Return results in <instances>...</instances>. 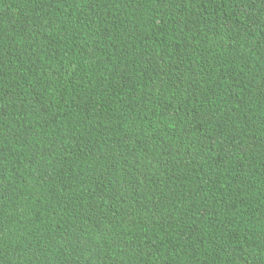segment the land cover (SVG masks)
Wrapping results in <instances>:
<instances>
[{
	"label": "trees",
	"instance_id": "1",
	"mask_svg": "<svg viewBox=\"0 0 264 264\" xmlns=\"http://www.w3.org/2000/svg\"><path fill=\"white\" fill-rule=\"evenodd\" d=\"M0 264H264V0H0Z\"/></svg>",
	"mask_w": 264,
	"mask_h": 264
}]
</instances>
